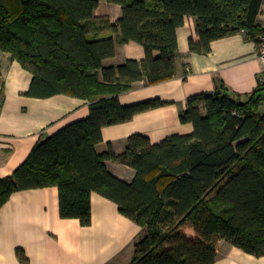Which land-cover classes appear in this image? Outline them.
Instances as JSON below:
<instances>
[{"label": "trees", "instance_id": "1", "mask_svg": "<svg viewBox=\"0 0 264 264\" xmlns=\"http://www.w3.org/2000/svg\"><path fill=\"white\" fill-rule=\"evenodd\" d=\"M122 8L112 23L99 18V0H0V53L33 75L28 97L58 95L89 101L90 116L35 145L12 175L0 179V210L15 192L57 187L62 219L92 224V195L117 204L143 228L131 264H215L225 241L264 255V83L250 94L192 96L180 115L189 135L154 144L129 137L117 154L100 153L103 128L169 104L159 98L122 105L119 97L144 79L177 76L178 30L197 20L191 53L208 55L213 42L246 31L257 42L264 0H107ZM141 45L143 61L107 67L117 44ZM186 80V78H185ZM135 170L133 182L113 175L107 162ZM20 260L28 262L24 251Z\"/></svg>", "mask_w": 264, "mask_h": 264}, {"label": "crops", "instance_id": "2", "mask_svg": "<svg viewBox=\"0 0 264 264\" xmlns=\"http://www.w3.org/2000/svg\"><path fill=\"white\" fill-rule=\"evenodd\" d=\"M99 2L97 17L112 23L122 17L120 6L107 0ZM196 25V18L190 17L178 30L175 78L155 85L144 79L119 97L122 105L156 98L169 104L103 128L104 142L97 147L100 153L111 145L117 154H123L129 137L135 134L157 144L173 135L193 133V125L180 119L188 99L217 92L220 82L236 95L250 94L259 86L264 63L257 42L239 32L213 42L208 55L194 54L189 39ZM257 25L264 28V3ZM145 57L141 45L118 43L116 56L105 61V66L118 67L128 60L141 62ZM32 81L31 72L9 54L0 53V179L12 175L37 143L90 116L91 103L87 100L66 95L48 99L26 96ZM107 167L127 183L135 179L131 167L114 161L107 162ZM142 231L140 225L120 213L116 203L97 193L92 195V224L85 227L79 220L61 218L57 187L19 191L0 210V264H24L18 250L24 251L26 264H131ZM215 264H264V255L256 257L220 241Z\"/></svg>", "mask_w": 264, "mask_h": 264}, {"label": "built area", "instance_id": "3", "mask_svg": "<svg viewBox=\"0 0 264 264\" xmlns=\"http://www.w3.org/2000/svg\"><path fill=\"white\" fill-rule=\"evenodd\" d=\"M242 33L246 35V31L243 30ZM257 44H258V55H259V58L264 63V33H262L261 36L259 37V40H258ZM259 82L260 83H264V70H263V72L260 75ZM2 106H3V100L0 99V110H1Z\"/></svg>", "mask_w": 264, "mask_h": 264}]
</instances>
